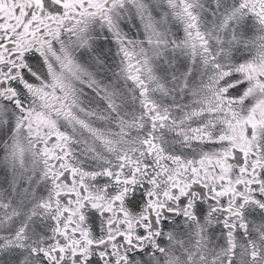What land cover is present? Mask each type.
<instances>
[{"label": "snow or ice", "instance_id": "obj_1", "mask_svg": "<svg viewBox=\"0 0 264 264\" xmlns=\"http://www.w3.org/2000/svg\"><path fill=\"white\" fill-rule=\"evenodd\" d=\"M0 264H264V0H0Z\"/></svg>", "mask_w": 264, "mask_h": 264}]
</instances>
